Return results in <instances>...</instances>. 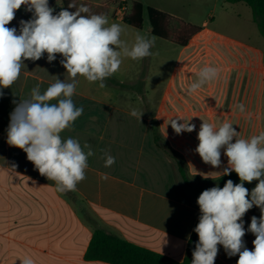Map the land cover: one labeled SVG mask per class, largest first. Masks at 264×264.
I'll return each instance as SVG.
<instances>
[{
	"label": "crops",
	"instance_id": "crops-1",
	"mask_svg": "<svg viewBox=\"0 0 264 264\" xmlns=\"http://www.w3.org/2000/svg\"><path fill=\"white\" fill-rule=\"evenodd\" d=\"M61 8L57 4L56 12ZM31 15L21 8L7 26L19 28ZM107 17L110 24L124 26L121 38L129 45L138 32L153 36L149 21L138 30L120 15ZM193 17L186 21L201 31L187 46L156 38L151 56L122 57L104 88L76 77L72 99L83 113L60 136L89 144L95 155L88 157L86 178L73 191L58 192L25 152L7 144L14 101L27 98L37 84L43 93L56 76L71 82L60 64L62 57L56 54L49 63L45 53L37 61L25 60L19 78L2 89L0 264H21L25 258L33 264H109L86 258L98 229L178 262L185 260L199 220L198 196L220 186V172L227 166L223 150L220 168L204 163L195 151L200 125L228 122L243 139L264 132V36L252 8L227 0L220 17L214 10L201 22ZM204 67L216 68L217 77L188 94ZM239 103L245 106L243 113L236 107ZM133 109L143 112L141 120L130 114ZM177 116L190 119L195 130L177 135L168 124ZM104 151L115 157L110 167L104 166ZM257 183L244 186L251 191ZM253 216H260L255 206L242 218L245 229ZM243 239L252 249L255 236L247 232ZM218 248L214 264H237L238 256L230 258L223 246Z\"/></svg>",
	"mask_w": 264,
	"mask_h": 264
},
{
	"label": "clouds",
	"instance_id": "clouds-1",
	"mask_svg": "<svg viewBox=\"0 0 264 264\" xmlns=\"http://www.w3.org/2000/svg\"><path fill=\"white\" fill-rule=\"evenodd\" d=\"M22 6L32 14L31 18L21 20L19 28L8 27ZM124 31V26L110 24L105 14L91 13L86 5L78 6L75 0L59 12L49 5V0H0V97L4 95L2 89L19 78L25 60L37 61L45 53L49 63L59 54L60 64L71 78V82H66L56 76L43 93L37 84L27 98L14 101L16 106L7 127V144L25 152L38 172L55 182L58 192L75 190L77 183L86 178L88 157L95 155L89 144L81 146L77 139L60 136L83 113V107H77L72 99L79 83L76 77L99 82V87L104 88L105 79L119 69L122 57L138 60L153 54L155 36L138 32L129 45L121 38ZM217 75L214 67L202 68L188 86V94ZM53 100L56 103H51ZM236 107L241 113L245 111L243 103ZM130 114L141 120L143 112L133 109ZM189 121L177 116L168 124L180 135L195 130L196 125ZM197 139L195 151L202 161L220 168L223 150L227 166L220 176L235 172L240 183L229 179L222 188L216 185L198 196L200 215L193 229L198 241L191 264H214L218 245L223 246L228 257L238 256L237 264H264V132L243 139L231 123L215 127L203 121ZM101 158L105 167L115 163V157L107 151ZM15 167L13 164L11 169ZM254 180L258 183L249 191L244 183ZM254 206L259 208L260 216H253L245 229L242 218ZM247 232L255 236L252 249L243 239ZM21 264H33V260L25 258Z\"/></svg>",
	"mask_w": 264,
	"mask_h": 264
},
{
	"label": "trees",
	"instance_id": "trees-1",
	"mask_svg": "<svg viewBox=\"0 0 264 264\" xmlns=\"http://www.w3.org/2000/svg\"><path fill=\"white\" fill-rule=\"evenodd\" d=\"M107 2L99 6L93 5L89 1L80 2L75 0L79 6L86 5L91 13L105 14L106 16L120 15L123 22L135 29L144 28L145 14L148 15L149 24L152 28V35L161 40L170 42L178 47H185L190 40L196 36L201 28L180 19L172 17L153 7H146L138 1L130 0H106ZM232 3H245L253 10L254 21L258 25L261 34L264 36V0H228ZM70 0H49V5L56 11L57 4H62L63 8H68ZM119 5L120 13H110V7ZM24 9V7H21ZM25 10V9H24ZM74 11L75 9H68ZM240 183V179L235 172L223 176L219 179L222 188L227 180ZM198 235L193 232L188 246V254L183 262H178L165 255L150 251L143 247L129 243L126 240L114 235L106 230L95 231L88 251L87 260L103 261L109 264H191L192 252Z\"/></svg>",
	"mask_w": 264,
	"mask_h": 264
},
{
	"label": "rangeland",
	"instance_id": "rangeland-1",
	"mask_svg": "<svg viewBox=\"0 0 264 264\" xmlns=\"http://www.w3.org/2000/svg\"><path fill=\"white\" fill-rule=\"evenodd\" d=\"M83 2L85 0H79ZM93 5H101L106 3V0H86ZM138 1L144 4L146 7L156 8L164 13L171 15L184 22L189 20L190 16H194L195 22H201L207 14L212 13L217 17L224 12L227 0H130ZM121 8L119 5L111 6L110 13H120ZM145 20L148 22V15L145 14ZM188 23V22H187ZM193 25V24H192ZM196 26V25H195ZM164 41V40H163Z\"/></svg>",
	"mask_w": 264,
	"mask_h": 264
}]
</instances>
